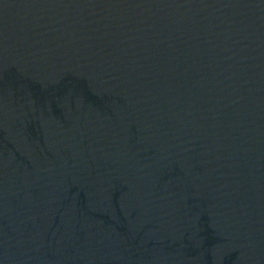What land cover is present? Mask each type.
Returning a JSON list of instances; mask_svg holds the SVG:
<instances>
[{
    "label": "water",
    "instance_id": "95a60500",
    "mask_svg": "<svg viewBox=\"0 0 264 264\" xmlns=\"http://www.w3.org/2000/svg\"><path fill=\"white\" fill-rule=\"evenodd\" d=\"M0 264H264V0H0Z\"/></svg>",
    "mask_w": 264,
    "mask_h": 264
}]
</instances>
